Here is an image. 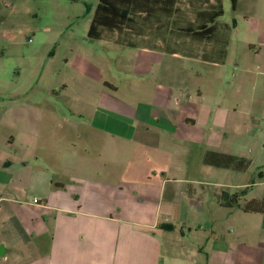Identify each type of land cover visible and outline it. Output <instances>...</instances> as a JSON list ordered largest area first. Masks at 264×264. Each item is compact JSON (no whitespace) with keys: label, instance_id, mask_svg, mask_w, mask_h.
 I'll return each mask as SVG.
<instances>
[{"label":"crops","instance_id":"1","mask_svg":"<svg viewBox=\"0 0 264 264\" xmlns=\"http://www.w3.org/2000/svg\"><path fill=\"white\" fill-rule=\"evenodd\" d=\"M143 46L152 54H180L168 45L164 50L158 45ZM216 47L209 50L215 52ZM80 61L85 65L83 57ZM63 88H68L66 83ZM184 94L174 97L164 89L159 104L137 105L131 115L111 114L98 102L96 115L89 121L73 107L71 116L77 114L79 120L60 117L55 103L45 138L25 126L38 122L35 118L3 121L0 262L264 264V214L254 213L257 216L252 218L254 214L219 201L223 187H252L255 182L245 174L214 181V166L203 163L204 153L215 150L207 141L214 139V109L197 97L185 99ZM16 122L24 123L17 125V132ZM78 122L84 126L74 136L59 132L64 123ZM69 135L73 139L60 144ZM175 140L187 145L191 155L196 153L197 160L184 153L183 160L176 162L170 150ZM207 218H214L210 245L206 238L214 252L211 262H203L202 256L200 230L213 226ZM224 221L234 225L235 235L222 226ZM159 222L172 223L174 228L162 229Z\"/></svg>","mask_w":264,"mask_h":264},{"label":"rangeland","instance_id":"2","mask_svg":"<svg viewBox=\"0 0 264 264\" xmlns=\"http://www.w3.org/2000/svg\"><path fill=\"white\" fill-rule=\"evenodd\" d=\"M97 2L0 0V141L4 135L3 121L21 116L38 120L25 126L45 138L50 134L49 116L55 103L59 104L56 113L60 117H72L73 107L89 121L96 115L98 102L111 114L131 115L137 105L159 104V94L166 89L174 97L185 93L183 98L197 97L211 106L214 139L207 141L217 151L248 159L245 173L214 167V181L245 174L255 182L252 187L246 186V197L264 194V0H240L235 10L230 0H222L224 13L218 18V26L226 41V57L218 65L202 58V53L207 55L214 45V39L197 40L170 31L171 23L164 18L160 22H143V34L133 27L121 32L106 31L101 40L88 39ZM179 6L184 17L180 20L186 21L180 24H194L197 22L194 10L208 8L209 2L179 0ZM143 45H158L163 50L168 45L177 48L180 54H152L144 51ZM82 57L85 65L81 64ZM190 72L194 75L190 76ZM65 83L67 89L63 88ZM53 89L57 92H51ZM78 115L72 119L79 120ZM20 124L24 123L16 122V132ZM83 126L81 122L73 126L64 123L59 132L74 136ZM70 135L60 140V144L73 139ZM186 147L179 140L172 142L170 150L176 162L183 160L184 153L192 161L197 160V154L191 155ZM205 217L204 214L202 220ZM207 219L213 226H202L200 230L204 238L203 262L214 258L211 247L206 245V238H210L208 245L214 239V218ZM222 226L235 235L234 225H226L224 221ZM256 234L251 232L252 236Z\"/></svg>","mask_w":264,"mask_h":264},{"label":"trees","instance_id":"3","mask_svg":"<svg viewBox=\"0 0 264 264\" xmlns=\"http://www.w3.org/2000/svg\"><path fill=\"white\" fill-rule=\"evenodd\" d=\"M209 2L208 8L195 9L196 23H187L181 15L182 8L179 0H98L87 31V38L98 40L104 37L106 31H124L126 28H133L138 34H143V22H160L164 18L171 23L170 31L181 32L197 40H212L217 50L210 51L202 58L223 62L226 57L225 40L219 34L218 18L223 15L224 9L222 0H203ZM238 0H230L231 8L236 9ZM166 28V27H164ZM118 43L135 47L130 41L117 40ZM214 47V45H213ZM203 163L206 165L244 171L248 168L249 161L242 155H233L217 150H208L204 153ZM245 188L223 187L219 194V201L229 207L238 208L245 213L264 214V194L261 196L246 197ZM158 227L165 230H172L174 224L159 222Z\"/></svg>","mask_w":264,"mask_h":264},{"label":"built area","instance_id":"4","mask_svg":"<svg viewBox=\"0 0 264 264\" xmlns=\"http://www.w3.org/2000/svg\"><path fill=\"white\" fill-rule=\"evenodd\" d=\"M36 201V200H35Z\"/></svg>","mask_w":264,"mask_h":264}]
</instances>
